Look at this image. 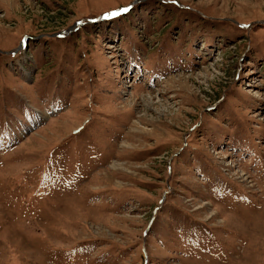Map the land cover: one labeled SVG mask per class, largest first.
Listing matches in <instances>:
<instances>
[{
    "label": "rangeland",
    "instance_id": "374dc122",
    "mask_svg": "<svg viewBox=\"0 0 264 264\" xmlns=\"http://www.w3.org/2000/svg\"><path fill=\"white\" fill-rule=\"evenodd\" d=\"M0 264H264V0H0Z\"/></svg>",
    "mask_w": 264,
    "mask_h": 264
},
{
    "label": "snow or ice",
    "instance_id": "6c2138e0",
    "mask_svg": "<svg viewBox=\"0 0 264 264\" xmlns=\"http://www.w3.org/2000/svg\"><path fill=\"white\" fill-rule=\"evenodd\" d=\"M125 11L127 10V9H124ZM112 15H117L118 14V11H114V12H112L111 13Z\"/></svg>",
    "mask_w": 264,
    "mask_h": 264
},
{
    "label": "bare ground",
    "instance_id": "6f19581e",
    "mask_svg": "<svg viewBox=\"0 0 264 264\" xmlns=\"http://www.w3.org/2000/svg\"><path fill=\"white\" fill-rule=\"evenodd\" d=\"M63 127H66V126L64 125ZM121 166H125V165H121ZM116 167H117V166H116ZM201 208L204 209L203 206H201Z\"/></svg>",
    "mask_w": 264,
    "mask_h": 264
},
{
    "label": "water",
    "instance_id": "95a60500",
    "mask_svg": "<svg viewBox=\"0 0 264 264\" xmlns=\"http://www.w3.org/2000/svg\"><path fill=\"white\" fill-rule=\"evenodd\" d=\"M124 9H127V8H123V11H124Z\"/></svg>",
    "mask_w": 264,
    "mask_h": 264
}]
</instances>
